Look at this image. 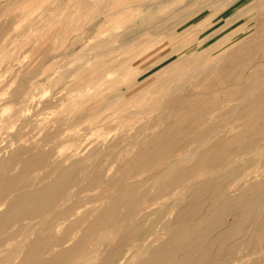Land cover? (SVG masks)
Instances as JSON below:
<instances>
[{
  "label": "rangeland",
  "instance_id": "1",
  "mask_svg": "<svg viewBox=\"0 0 264 264\" xmlns=\"http://www.w3.org/2000/svg\"><path fill=\"white\" fill-rule=\"evenodd\" d=\"M253 1L240 0L237 3L240 7L229 12L225 10L229 0H0V145L12 144L2 153L3 157L17 148L25 150L16 163H9L5 173L26 178V183L16 186L17 191L11 196L23 191L29 194L47 184H51V190L63 191L54 204L72 206L74 212L71 210L66 223L70 222L68 225L73 228H69L71 232L68 230L70 241L54 248L55 251L68 248L79 239L81 229L96 214V211L90 214V210L98 211L109 205V200L100 197L112 192L110 187L122 172L141 165L131 160L133 155L143 144L144 136L165 126L178 101L190 95L204 101V105L211 104L220 100L223 86L236 83L210 85L209 81L222 70L230 69L227 65L232 63L231 53L235 54L259 35L254 26L257 2ZM260 1L264 6V0ZM217 31L223 33L212 36ZM229 34L231 38L223 48H211ZM200 40L206 43L198 46ZM219 56L223 64L215 65L213 62ZM261 61L264 60H252L247 69L240 71L236 84H243L249 75L261 76L254 69ZM157 62L161 63L141 74ZM155 74L162 77L158 84ZM134 95L137 96L133 101ZM129 100L132 106L122 107ZM237 103L226 102L214 110L207 108L200 126L209 130L218 128V138L227 130H231L228 134L239 136L243 123L263 125V122H251L256 113L245 117L223 114ZM202 107L194 108L193 112ZM4 124L6 131L2 129ZM177 136L184 150L198 144L192 140L186 142L183 134ZM243 140L251 146L264 142L254 133L247 134ZM227 152L234 160V167L243 165L246 173L260 172L264 177V152L255 147L247 152L234 149ZM37 159H42L41 164L23 168L27 160ZM151 171L124 178L130 184L148 178ZM143 189L140 198L155 199L165 192L164 186L153 188L151 181ZM138 192L132 188L129 194L134 197ZM175 198L155 200L152 208L157 214L150 218L153 222L138 223L143 228L150 224L153 234L137 242L130 241V253L155 237L163 221L177 209L173 206L177 204ZM49 204L44 211H36L31 219L20 220L24 226L19 230H26V235H19L20 222L7 227L3 236L0 234V239L10 237L1 244L0 264H17L15 253L25 239L44 237L54 243L56 224L63 219L54 217L53 205ZM33 205L29 203L30 207ZM84 211L89 214L85 213L82 220L80 214ZM119 212L113 218L114 228L99 230L97 234L96 230L101 228L98 226L84 241L83 251L89 253L83 259H90L84 264L101 262L110 253L108 244L95 241L97 235L108 231L111 239L117 231L129 233L127 222ZM162 213L163 218L156 216ZM139 214L134 217L139 218ZM25 225L29 229L22 230ZM60 235L64 236L61 232L55 241L68 238L65 235L61 239ZM82 261L78 256L67 264Z\"/></svg>",
  "mask_w": 264,
  "mask_h": 264
},
{
  "label": "bare ground",
  "instance_id": "2",
  "mask_svg": "<svg viewBox=\"0 0 264 264\" xmlns=\"http://www.w3.org/2000/svg\"><path fill=\"white\" fill-rule=\"evenodd\" d=\"M229 1L225 10L232 12L239 6L237 3L240 0ZM253 2H257L255 11L258 14L256 13L254 26L260 32L259 35L253 38L250 43L239 48L235 54H230L229 58H233L231 65H227L230 69L222 70L217 76L214 75L216 77L209 81L210 85L214 83L221 85L229 81L237 83L240 71L247 69L252 60H264V6L260 0ZM217 33H223V31L214 32L212 36ZM231 35L225 36L211 48L213 50L223 48L230 40ZM206 40L198 41V46L204 45ZM216 41L218 40L216 39ZM223 53L226 54V52ZM224 54L221 56L223 57ZM221 56L214 60L215 65L222 62ZM235 59L240 63L236 64ZM161 62L141 71V74L149 72ZM200 68L198 70H201ZM254 69L261 72L262 75L258 76L259 73L249 75L240 85L235 83L230 87L223 86V94L217 102L204 105V101L192 99L190 95L178 101L176 109L174 108L175 112L172 111L169 118L165 120V126L159 131L144 136L142 143L149 144L150 147L142 144L138 152L133 155L131 160L141 162V165L119 174V179L110 187L112 192L106 196L107 198L100 197L103 198L102 200H109V205L98 211L90 210V214L96 211L93 220L83 230L81 229V235L77 241L73 242L72 240L73 244L60 251H55L54 248L61 247L70 241L68 230L71 232L72 229L69 228L73 227H70V222L66 223V221L72 214L71 210L74 212V209L72 206L54 204L63 191L51 190V184L29 194L23 191L11 196V193L16 190V186L26 183V178L24 179L21 174L7 176L6 168L9 163H16L19 155L25 150L17 148L11 155L3 157L2 153L12 145V142H10V146L3 142L0 145V234L6 232L7 227L19 224L20 220L31 219L36 211H44L49 202L53 205L54 217L57 220L63 219L56 224L55 239H52L54 243H50L51 239L46 240L44 237L25 239L28 242L24 240L25 242L21 243L20 241L21 245L15 253V258L18 259L17 264H67L68 261L78 256L84 260L81 264L86 261L88 263L90 259L86 261L83 259L86 258L85 253L88 252L84 253L83 251L84 241L88 240L90 234L98 226L101 228L96 230L97 234L99 230L110 231L112 227L114 228L116 222L113 218L118 210L127 222L126 229L128 228L129 233L117 231L111 239H108L110 234L108 231L97 235L95 241L108 244L110 253L96 264H120L119 262H133L132 264H264V203L261 205V202L264 201V177L260 172L246 173V167L243 165L234 167V160L227 155L229 149L247 152L253 147L264 152V142L262 144L258 142V145L251 146L249 142L243 140L247 134L251 133L264 140V136L261 135L264 134V61L257 63ZM198 70L196 71L199 72ZM153 77L156 84L160 83L162 77L159 78L156 74ZM136 96H132L133 101L136 100ZM132 100L127 101V104L122 107L125 106L127 109L129 106L130 108ZM232 101L238 103L235 108L223 112L224 115L235 116L238 114L240 117H245L256 113L251 122H263V125L255 127L248 125L250 123H243L238 131L239 136L230 135L228 133L231 130H227L218 138H216V134L219 133L218 128L211 127L212 129L209 130L200 126L209 109L214 110L219 105ZM196 107L202 108L194 113L193 109ZM216 122L218 123V121ZM2 129L6 131L5 124L2 125ZM179 134L186 137V142L194 141L198 144L192 146L191 150H184L185 147H181L183 143L177 140ZM41 162L42 159L33 162L27 160L23 164V168L39 165ZM148 169L152 170L151 176L148 178L136 179L130 184L125 181L124 177H136ZM149 181L153 188L164 186L165 192L156 195L155 199H148L144 196L140 198L144 192L143 186ZM132 188L139 190L134 197L129 194ZM167 196L176 197L177 204L174 203L173 206L177 209L165 219L166 221H163L157 231L161 230L160 233L155 231L153 239L142 243L141 246H136L135 251L130 253L128 251L130 241L137 242L153 234L150 228L153 220L150 221V218L157 212L152 206L156 199ZM29 203L34 205L30 207ZM83 213L80 214L82 217L89 214L86 211ZM136 214L141 216L134 217ZM162 215L163 213L156 216L163 218ZM79 218L81 217L79 216ZM227 218L230 219L227 221ZM143 220L150 222L146 228L138 224ZM78 223L82 224V221ZM26 225L22 230L30 228L29 224V228ZM21 226L24 225H17L18 231ZM77 226L79 227V225ZM16 230L14 231L16 232ZM58 230H61L68 238L62 239L64 236L60 235L64 241H55L56 236L61 233H58ZM25 231H20L19 235L25 234ZM5 239L9 240L10 237ZM5 239L1 237L0 247L4 242H7ZM119 239L122 241L120 242ZM21 240L23 239L21 238Z\"/></svg>",
  "mask_w": 264,
  "mask_h": 264
}]
</instances>
